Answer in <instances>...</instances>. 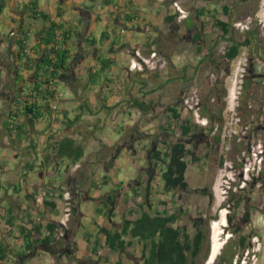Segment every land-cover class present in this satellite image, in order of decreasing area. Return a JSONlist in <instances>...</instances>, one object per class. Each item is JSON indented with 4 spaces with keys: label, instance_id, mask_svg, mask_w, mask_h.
Wrapping results in <instances>:
<instances>
[{
    "label": "crops",
    "instance_id": "0c3cea01",
    "mask_svg": "<svg viewBox=\"0 0 264 264\" xmlns=\"http://www.w3.org/2000/svg\"><path fill=\"white\" fill-rule=\"evenodd\" d=\"M2 1L0 56L8 55L11 61L18 50L16 40L26 31L27 55L37 58V44L49 24L42 18L46 15L59 26L57 46L68 52V60L52 84L42 85L35 99L41 109L33 123L24 104L13 106L21 132L5 129L2 120L11 104L3 107L0 99V214L6 212L13 221L8 231L0 229V242L9 249L0 264H57L41 245L19 256L26 234L21 227L35 217L58 223L64 216V192L74 199L68 222L73 251L71 259L64 255L60 264H142V243L127 238L130 245L112 252L101 229L120 231L124 220L140 211L134 192L147 186L128 183L138 174H157L149 158L170 137L162 131L168 109H181L182 93L203 74L210 46L186 40L183 34L185 28L200 31L198 19L178 22L172 4L161 0H37L36 18L29 11L32 0ZM170 16L176 19L167 22ZM201 19L210 23L207 13ZM137 50L144 56L162 54L166 70H131ZM0 70L6 83L9 71L1 65ZM19 75V93L30 100L33 74L21 67ZM226 102L231 107L233 95ZM65 138L83 148L75 163L57 156V144ZM149 182L145 207L152 204L154 209L155 179ZM42 189L56 192L45 212L34 200Z\"/></svg>",
    "mask_w": 264,
    "mask_h": 264
},
{
    "label": "rangeland",
    "instance_id": "374dc122",
    "mask_svg": "<svg viewBox=\"0 0 264 264\" xmlns=\"http://www.w3.org/2000/svg\"><path fill=\"white\" fill-rule=\"evenodd\" d=\"M263 2L264 0H262L258 17L261 22H264ZM201 3L200 0H186L183 5L186 10L196 14L198 7L203 5ZM217 8L218 18L222 22L231 20L223 13L221 3ZM245 17L248 16L243 18ZM195 24L200 25L199 22ZM188 29H183V34L186 40L192 41L197 31ZM207 30L206 39L212 44L220 30L218 27L210 32L209 29ZM132 33L135 36L138 35L137 32ZM239 33L240 31L235 30L233 34L239 37ZM209 54L211 57L202 67L203 74L200 80L193 84L192 91L196 90L204 103H209L210 108L214 110L224 108L223 120L221 122L215 120V123L209 124L205 130L203 127L197 128V137L191 143L188 144L185 139L188 148L192 151L186 172L188 188L166 193L160 174L146 176L138 174L133 177L134 181L128 184L136 186L139 181H142L141 185L148 187L149 179L151 181L155 179V189L151 192L154 195L151 201L155 204L152 213L164 210L169 213L179 212V221L175 226L180 228L186 225L187 218L188 221H192L197 214L201 213V210L203 211L202 208L207 206L208 201L199 198L196 190L207 183L211 184L215 196L213 214H216V220L213 223L214 244L218 243L222 250L227 242L225 256L230 264H264V83L256 77L250 78L244 90L241 108L231 111L233 106H227V102L226 105H221L216 99V92L212 89L218 77L226 80L224 86L219 89L222 96L226 88L232 89L233 83L229 75L227 77L216 68V63L221 60L220 51L215 50ZM244 57L241 53L237 60H242ZM237 64L235 62V67ZM11 80L8 76L6 84ZM209 97L212 98L211 102L206 101ZM3 98L1 100L5 107L9 97L6 96V100ZM182 116L184 117L183 114ZM187 116L194 126L193 114H185V117ZM212 125L213 129L210 128ZM177 139L178 137L173 134L168 138L169 141ZM246 164L255 165L256 171L248 176L247 182L243 183L246 176L244 171ZM77 168L80 166L78 165ZM147 187L141 186L140 192L135 196L136 199L139 198L140 204L146 202ZM188 211L191 212L190 215ZM136 214L137 212L131 215L133 219L136 218ZM227 218H232V221H227ZM0 222L3 224L2 220ZM189 234L192 236V229L189 230ZM220 253L216 257H219ZM213 264H217L216 259Z\"/></svg>",
    "mask_w": 264,
    "mask_h": 264
},
{
    "label": "trees",
    "instance_id": "16d2710c",
    "mask_svg": "<svg viewBox=\"0 0 264 264\" xmlns=\"http://www.w3.org/2000/svg\"><path fill=\"white\" fill-rule=\"evenodd\" d=\"M3 6V1L0 3ZM29 11L32 18H36L38 14V1L32 0L29 4ZM225 13H228V8L224 9ZM203 10L201 11V13ZM44 21L48 22V26L41 34L40 43L37 44L38 53L37 58L32 59L26 52V31L21 32V37L16 40L18 46L17 52L12 57V60L7 59L8 55L0 56V65L7 69L10 74L11 82L7 84L2 80L0 70V97L11 102V106L5 111L3 116V123L5 129L11 132L15 128L18 132L23 130L22 124H19V112H14L12 109L14 105L20 104L25 107V112L28 114V118L31 123L38 117L41 107L35 102L38 98L39 92L43 84H52L53 80L57 77L58 71L65 66L68 60V52L60 49L57 46V31L59 26L52 21L48 20L46 15H42ZM176 19V16H170L166 19L167 22H172ZM195 25V24H194ZM192 26V25H191ZM196 27V26H194ZM214 27H218L220 33L224 36L230 34V25L228 23L217 20ZM210 27L209 32L214 28ZM196 29H198L196 27ZM200 39V31L194 37V41ZM240 46H233L226 53L228 60H234L240 55ZM25 68L33 74L32 81V96L27 99L19 92V84L23 80L19 75L20 68ZM15 71V74H13ZM17 76V79L14 76ZM14 81V82H13ZM11 93V94H10ZM11 95V96H10ZM39 95V96H38ZM226 96V92L223 96H220L219 103L226 105L223 98ZM0 98V99H1ZM24 98V99H22ZM47 99V98H44ZM24 100V101H22ZM8 101L6 104H8ZM145 105V104H144ZM143 104L141 107H144ZM43 108V107H42ZM224 108L216 109L210 108L206 105L202 111V116L215 118L214 120H223ZM194 126L188 120H185L182 116V111L177 107H170L168 109V115L166 116V123L164 124L162 131L163 134L171 136L176 135L178 139L176 141H169L168 139L161 142L162 146L153 150L149 158L150 164L153 166V170L160 174L166 193L185 190L188 188V182L186 180V172L189 165L192 151L188 148L185 138L192 132ZM213 129L212 127H210ZM83 154V148L76 145V142L70 138H65L64 141L57 144V156L62 158L72 159L75 163L80 159ZM138 195V191L134 192V196ZM149 195L146 194L149 201ZM72 197V204L74 210V203ZM111 205L115 204V197H109ZM145 202V203H146ZM152 202V201H151ZM145 203H136L137 211L140 209L138 216L132 220H124L123 226L119 231H110L102 228V232L106 236V245L113 251H121L127 244H131V241L137 240L142 243V264H188L190 258V250L192 248L191 238L185 233V229L176 227L175 224L179 221L180 213H169L166 210L162 212H153V206L150 204L145 207ZM49 206V202L46 201V206ZM139 208V209H138ZM72 210V211H73ZM0 215L3 224H0V229L8 231L9 227L13 225L11 217L6 212H2ZM73 215L70 220H72ZM232 221V218L229 219ZM1 223V222H0ZM23 232H26L24 236V250L19 252V256H24L26 252H36L39 245L46 248L57 260V264H60L62 256L71 259L73 246L70 242V228H60V225L50 219L44 218L39 223L36 217L27 223L24 227H21ZM60 229L63 236H60ZM127 238L131 241L127 242ZM244 241V240H243ZM243 243V242H242ZM8 246L4 242H0V262L4 261L8 254ZM59 261V262H58Z\"/></svg>",
    "mask_w": 264,
    "mask_h": 264
},
{
    "label": "flooded vegetation",
    "instance_id": "af4514ba",
    "mask_svg": "<svg viewBox=\"0 0 264 264\" xmlns=\"http://www.w3.org/2000/svg\"><path fill=\"white\" fill-rule=\"evenodd\" d=\"M186 0H181L182 8L186 11L187 16L184 20L178 22H185V21H193L195 19H198V22L201 27L200 30V39L198 43L208 44L210 46L208 52L205 54V57L203 61L206 63L208 62V59L211 57L209 53H213L215 50H219L221 53V60L216 63V68L220 72H222L224 75H230L233 73L235 68V62H238V57H236L234 60H228L226 58V53L232 48L233 46H240V54L243 53L245 58L247 59V68L246 73L243 77L242 81V87L241 92L238 96V103L239 108H241V101L243 98L244 90L246 87V84L249 82V79L252 77H256L259 81H263L264 83V29L261 23V20H259V12L260 7L262 4V0H200L203 5L198 7L196 14H193L186 10L184 8V3ZM201 3V4H202ZM222 5L223 13L230 17L231 20H227V22L230 25V33L229 37L224 36L223 34L219 33V35L216 37L214 42L210 44V41L206 39L207 37V29H209V24L211 23V26L214 27L217 20L221 21L220 18H218V6ZM226 3V5H224ZM264 3V2H263ZM210 8V11L208 9ZM228 8V13H225L224 9ZM203 12L201 13V11ZM209 14V22L207 23L205 20L201 19V14ZM214 13V14H212ZM211 14V15H210ZM244 16H248L245 19ZM195 18V19H194ZM244 24V25H243ZM197 26V27H198ZM198 27V28H200ZM215 28V27H214ZM206 30V31H205ZM238 30L240 31V36L236 37L234 35V31ZM195 37V35H194ZM192 42H194V38L192 39ZM160 56H162L160 53H158ZM165 58V57H164ZM166 59V58H165ZM237 60V61H236ZM167 61V59H166ZM213 61V59H212ZM210 61V62H212ZM168 65L165 66L163 69L155 70V72H161L166 70ZM221 74V73H220ZM22 83V81L20 82ZM226 83V80H221L220 77L216 78V82L214 85V88L212 89L213 92H216V99L219 101L220 99V92L219 89L222 88L221 86H224ZM193 86H190V88L186 89L181 97H180V107L182 114L184 115V119L191 122L190 118L187 116L185 117V114H189L188 109H185V96H187L193 89ZM226 88V96L223 98V100L226 102L228 96H229V90ZM199 110H200V116L202 118H208L209 124L215 123V118L202 116V111L206 105H209V103L205 104L204 101L200 98L199 95ZM212 98H207V102H211ZM192 123V122H191ZM209 124L207 127H203L204 130L209 127ZM197 125L194 124V128L192 132L189 134L188 137H186V141L191 143L192 140H195L197 137L198 131ZM196 195L199 198H204L208 201V204L206 207H203V211L201 210L199 214H197L192 221H186V225L184 226L185 233L190 236L189 230H193L191 238V244L192 248L190 250V258L188 264H207L211 257V253L214 246V237H213V223L216 220V214H213L214 208H213V202H214V191L211 184L207 183L205 186L201 187L200 189L196 190ZM217 212V211H216ZM191 212L188 211V215H190ZM189 217V216H187ZM230 218H227V221H229ZM228 245L226 244L223 246L221 253L219 254V257H216L217 264H230L225 256L227 252Z\"/></svg>",
    "mask_w": 264,
    "mask_h": 264
},
{
    "label": "built area",
    "instance_id": "2783aa9c",
    "mask_svg": "<svg viewBox=\"0 0 264 264\" xmlns=\"http://www.w3.org/2000/svg\"><path fill=\"white\" fill-rule=\"evenodd\" d=\"M163 2H169L172 4L174 8V13L178 16V20L182 21L186 18L187 13L182 8V5L180 1L178 0H161ZM263 29H264V22H261ZM237 66L235 67L233 73L230 75L229 79H231V82L233 83L232 89L229 90V96L233 95V107L230 109L231 111H235L239 108L238 103V96L241 92L242 87V81L243 77L245 75V71L247 68V59L244 57L242 60H239L237 62ZM167 64V61L164 57L160 56L157 52H152L149 56L142 55L138 50L134 51V56L132 63L130 64L131 70H138V71H155L158 69L165 68ZM185 109H188L191 114L195 117V125L198 127H207L209 124V121L207 118H202L200 116V110L198 108L199 106V95L196 90L191 91L186 97H185ZM55 107V106H54ZM217 130V128H215ZM255 166V165H254ZM251 164H246L244 171H245V180L243 183L247 182L246 179H248V176L256 171L255 167ZM56 192L52 189H42L40 190L34 197L35 203L37 204L38 208L41 210V212H45V206L46 201L52 200L55 198ZM63 199L65 201V208H64V216L63 218L58 221V224L60 225V228H68V222L70 220V217L72 215L73 210V204H72V195L70 192H64L63 193ZM0 215H3L0 214ZM37 221L40 223L42 221V217L38 218ZM60 229V236H63V233Z\"/></svg>",
    "mask_w": 264,
    "mask_h": 264
},
{
    "label": "bare ground",
    "instance_id": "6f19581e",
    "mask_svg": "<svg viewBox=\"0 0 264 264\" xmlns=\"http://www.w3.org/2000/svg\"><path fill=\"white\" fill-rule=\"evenodd\" d=\"M220 250H221V246H219L218 243H215L208 264H213V261L214 259H216L218 253H220Z\"/></svg>",
    "mask_w": 264,
    "mask_h": 264
},
{
    "label": "clouds",
    "instance_id": "9594fccd",
    "mask_svg": "<svg viewBox=\"0 0 264 264\" xmlns=\"http://www.w3.org/2000/svg\"><path fill=\"white\" fill-rule=\"evenodd\" d=\"M226 244H227V242H226Z\"/></svg>",
    "mask_w": 264,
    "mask_h": 264
},
{
    "label": "water",
    "instance_id": "95a60500",
    "mask_svg": "<svg viewBox=\"0 0 264 264\" xmlns=\"http://www.w3.org/2000/svg\"><path fill=\"white\" fill-rule=\"evenodd\" d=\"M10 104H11V102H10Z\"/></svg>",
    "mask_w": 264,
    "mask_h": 264
}]
</instances>
